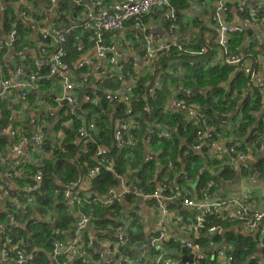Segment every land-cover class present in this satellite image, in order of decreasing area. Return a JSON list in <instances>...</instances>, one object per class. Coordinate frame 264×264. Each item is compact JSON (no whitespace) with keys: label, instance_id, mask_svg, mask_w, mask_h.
<instances>
[{"label":"trees","instance_id":"1","mask_svg":"<svg viewBox=\"0 0 264 264\" xmlns=\"http://www.w3.org/2000/svg\"><path fill=\"white\" fill-rule=\"evenodd\" d=\"M111 1L103 0L108 4ZM20 2L21 0H0V7L1 5L4 6V10H0V40L12 28L16 29L17 41L10 51L14 54L23 53L25 48L33 46L31 38H40L32 24L41 22L46 16L44 10L50 7V0H27L30 4L29 8L23 9L21 7L15 14V5ZM186 3L188 5V0H174L171 4L175 9L180 10L186 7ZM79 10L78 6L72 4L71 0H59L53 23L56 29L70 28L71 30L67 36L66 44L70 59L68 66L72 74L76 76V82L82 84V89L79 91L81 95L85 84L95 83V81L86 76V73L90 72L89 66L77 69L75 64L81 54L75 51L74 46L84 42L89 47L90 42L93 41L92 34L82 30L79 25L80 21L73 22L77 20ZM22 12L31 16L32 22L24 21ZM164 16H166L164 10L152 11L143 18V23H148L151 17L158 19L162 31L165 30L162 33L164 39L172 41L173 34L168 33V24ZM72 17H75V20H72ZM238 17L242 22L243 17ZM192 27H194L196 36L192 35L191 44H186L185 40H177L184 42L187 46H184L182 50L171 48L167 52L160 53L150 65L136 62L144 54V47L140 33L132 30L127 33L126 39L127 41L133 40V44L130 46L136 52H129L117 64L113 63L108 66L115 68L113 71L122 67L127 79L129 78L128 74L132 78L131 112L140 110L146 97H151L153 91L157 97L155 103L157 112L154 113L157 124L176 127L177 133L187 139L188 146H182L175 135L171 139L152 140L145 144L144 139L148 133H146V124L142 123L141 128L133 135L135 144L118 149L114 146L111 137L113 116L124 115L128 106L106 101L102 102L100 108H96L92 103L84 105V109L87 111V121L95 123L96 126L92 132L94 143L76 142L73 130L65 131V140L60 149L55 150V145L50 140H46L48 157L43 159L42 182L33 192L26 195L32 198L31 203L23 211L0 210V225L10 226L9 235L14 242H22V248L31 255L29 264H55L52 259V243L54 241L67 242V235L68 233L72 234V225L77 220L78 212L91 216L90 226L97 237L95 240L111 242L109 240L113 236L114 246L115 233L118 227L125 230L127 237L126 242L114 247L117 250L114 256L107 255L103 262L102 259H98L99 255L94 253L96 248H88L89 237L93 234H89L90 231H87L81 236V241L84 243L83 250L77 249L69 264H84L82 259L86 255H91V261H99L100 264H131L139 254L144 257V262L141 264H152V260H155L159 255H162L163 260L170 264H178L183 256L193 254L185 247V244L191 241L195 243L198 249L203 250L195 251L197 254L202 253L203 255V259L195 262V264H226L227 257L232 259L229 264H264V246H262L264 234L260 229L247 232L238 219L220 214L218 216H205L203 228L194 230L196 225L194 219L197 213L193 209L184 207L183 199L188 198L197 203L213 202L214 194L219 190L220 184L237 177V168L233 167L228 157L223 158L225 155L217 158L208 155L206 151H193L194 127L186 122L185 115L181 111L166 112L163 108L169 99L179 100L185 96L184 93L186 92L192 94L191 103L199 107L207 122L206 125H200L204 129L211 126L215 131L214 133L225 140V148L234 146L236 153L230 155V159L235 160L240 154L244 158L248 154H252L254 158L256 156L253 167L259 174V178L263 179L264 153L259 152V148L264 146V65H262L264 64V47L262 46L263 49L259 53L254 51V55L259 54L262 58L261 65L250 63L248 66L246 65L245 70H237L234 65L217 63L220 58L217 44L210 47L208 57L198 60L185 59L186 48L190 47L197 50L201 47L200 38L206 30V28H202V23L197 20L192 24ZM245 40V32L232 38L229 42V54L240 55L244 53L246 51ZM26 59L30 60L27 56ZM203 61L207 63L205 66L201 65ZM133 67L138 68L137 73L132 71ZM179 67L183 71L181 77L167 73V70L174 69L175 71ZM150 68L154 71L153 76L146 74ZM253 68L260 69L262 77L255 85H250L248 88ZM48 82L49 79L44 82L46 87L52 84ZM157 82L158 87H154ZM96 86L97 91H100L101 89H113L116 84L107 80L102 84L96 82ZM179 88H181L180 92L175 94ZM100 95L99 93L96 94V96ZM37 96L38 94H31L26 101L32 104ZM1 114L0 125L3 127L9 121L10 115L7 110L2 111ZM239 115L241 118L237 119ZM146 121H151V118L147 117ZM175 122L177 123L175 124ZM13 126H16L15 123ZM184 130L187 133H183ZM6 144L7 138L0 137L1 152L5 150ZM99 147L107 148L108 154L117 158L114 172L102 170L94 179L90 180L88 189H84L83 192L80 191L82 200L79 203L68 204L64 190L70 182L84 176L87 170L94 166L95 151ZM188 147L190 148L189 154L184 156V150ZM51 151L53 152L50 153ZM148 153H153L154 159L152 161L147 160ZM170 161L175 168L174 172L167 173V164ZM243 164L247 165L245 159ZM247 167L240 169L246 175H250L251 167ZM24 171L28 172L29 176L26 179L19 177L15 184L19 187L33 186L36 167L26 165ZM181 173L188 177L187 181L181 179L179 176ZM117 176L123 178L127 185L134 184L137 189L144 192H151L156 189L157 185L165 182L169 189L178 190L180 193V199H172L171 197L169 201L172 219L165 228L167 236L157 250L146 252L148 239L151 242L155 236V231L150 233L148 238L145 237L139 214L134 212L136 219L128 220L130 215L127 212V207L136 204L137 208L141 206V201L134 194L127 195L123 203H113L110 208L93 201V199H101L107 195L109 189L118 184ZM167 195L171 196L172 194L168 191ZM221 200L222 198L214 202ZM146 205L149 209L150 218L156 222L159 229H162L159 203L152 200ZM12 214L16 216V224L13 226L5 225L8 222V216ZM47 215H51L55 221L45 220ZM35 220L36 223H34ZM210 227H215L218 231L209 233L207 229ZM234 227L238 228L239 233L232 230ZM56 229L62 231L58 236L55 233ZM170 229H178L179 232L177 231L175 235H169ZM215 247H221L224 250L223 259H216ZM120 255L125 260L117 263V257ZM61 262H63L62 259ZM182 264H189V262Z\"/></svg>","mask_w":264,"mask_h":264},{"label":"built area","instance_id":"2","mask_svg":"<svg viewBox=\"0 0 264 264\" xmlns=\"http://www.w3.org/2000/svg\"><path fill=\"white\" fill-rule=\"evenodd\" d=\"M84 0H71L72 4L78 6L79 14L77 20L83 31H89L93 36V41L87 47L86 43L81 42L74 46L76 52L80 53V57L76 60V68L83 69L89 66L90 72L86 73L87 77L92 78L95 83H86L84 91L80 95L82 84L76 82V76L72 74L69 69L68 61L70 60L69 52L66 49L67 36L70 34V28L59 30L55 28L53 17L56 12L55 9L59 0H50V7L45 9V18L34 26V30L39 39L31 38L33 46L25 48L23 53L16 54L17 58L11 62L10 71L4 70L0 62V101H3L12 95L16 94L19 99L26 101L31 94L46 93L51 95L52 100L40 98L36 100L34 105L38 108L46 107L50 102V107L42 112L46 114V118H40L34 130L28 129V121L24 116L19 115L3 126L0 130V137L7 138V144L4 151H0V210H24L28 204L31 203L32 198L26 196L33 192L38 184L43 179L44 164L42 157L46 154V140L56 142L55 150L60 149L65 140V131L70 129L75 133V138L78 142L87 141L93 144L94 139L92 132L96 126L93 122H88L86 119V110L84 105L92 103L96 108L103 101L109 103H122L128 106L127 112L124 115L113 116V131L111 137L113 144L116 148L122 149L127 146L135 144L134 133L140 128L142 123L146 124V133L144 143H149L152 140L171 139L178 137L182 146H188L186 138L178 134L176 127H167L165 125H158L154 113L157 112L156 101L157 97L151 92V97H146L145 103L140 107V110L131 112V92L133 80L128 74L123 72V68L108 67L110 64H117L120 59L125 58L129 52H136L130 45L132 41H127L125 31L128 26L130 32L135 30L140 33L141 42L144 47V54L136 61L138 64L150 65L156 57L162 53L167 52L171 48L178 50L184 49L186 44L190 42H180L177 40L167 41L164 36L158 32L157 29L151 28L147 23H143V18L149 15L152 11L164 10L166 23L168 24V33L173 34L175 29L178 28L179 11L172 6L174 0H124L117 4H112L110 7L101 6L97 0H86L91 7L84 6ZM193 4L206 9L212 6L211 9V22L215 32L213 41H207V44L201 42V47L197 50L193 48H186L184 56L185 59H199L208 57L210 54V47L217 44L219 48L220 58L217 63H225L234 65L237 70H245L247 66L252 63L257 65L262 63V58L259 54L254 55V51L259 53L264 47V3H256L254 0H188ZM30 4L26 1L20 3L19 9L29 8ZM0 10H4L1 5ZM232 13L241 21L238 16H242L243 20L240 23H232ZM238 15V16H237ZM22 18L26 22H32V17L22 12ZM75 20V17H72ZM74 25V24H73ZM160 25V24H159ZM251 29V33L245 32V27ZM159 28V27H158ZM246 34V51L242 54H229V42L237 35ZM128 33V32H127ZM17 31L12 28L7 35L0 40V58L7 52H10L17 41ZM129 42V44H127ZM26 56L30 60L26 59ZM175 62V61H174ZM207 63L203 61L202 66ZM247 65V66H246ZM264 65V64H262ZM132 71L137 73L138 68L133 67ZM167 73L174 76L181 77L183 71L181 67L167 70ZM146 74L154 75L152 68L146 71ZM262 77L260 69H252L249 86L255 85ZM85 78V77H82ZM49 79L48 83H52L46 87L45 81ZM111 81L116 84L113 89H101L97 91L96 82L102 84L104 81ZM158 81V80H155ZM158 87V82L154 84ZM181 88L175 91V94L180 92ZM174 92V91H173ZM101 94L96 96V94ZM185 96L179 100L169 99L165 108L166 112L181 111L185 115V120L195 129L192 150L195 152L206 151L210 156L217 158L223 155L235 154L234 146L225 148L220 145L219 136L214 133V129L209 126L204 129L200 124H207L203 112L195 104H192L190 99L192 94L186 92ZM0 109V117L2 116ZM57 126L54 132H63L60 138H53L43 132L45 129L46 119L55 118ZM150 117L151 121L147 122L146 118ZM240 115L237 119H240ZM20 122L21 125L15 128L14 123ZM76 123V124H75ZM177 122H175L176 124ZM187 133V131H183ZM127 136V137H126ZM191 147V144H190ZM190 148L184 150L183 155L188 156ZM54 151V150H53ZM51 151L50 153H52ZM259 152L264 153V146L259 148ZM107 148L99 147L95 151V164L89 168L84 176H80L75 181L70 182L64 190L68 204L79 203L82 200L80 194L81 181L94 179L102 170L114 172V165L117 158L108 154ZM154 159L153 153H148L147 160ZM244 156L238 155L236 160L244 162ZM26 165H33L36 167L33 180L35 184L31 187L17 186L15 184L17 179H26L29 176L28 172L24 171ZM245 167V165H243ZM175 166L172 162L167 164V173L174 172ZM183 181H187L188 177L181 173L179 175ZM118 184L110 188L107 195L101 199H93L95 203H99L106 208H110L113 203H123L125 197L129 194H134L140 201L148 204L149 201L155 200L159 203V217L163 225L162 229H156L155 236L146 246V252L157 250L158 246L167 236L165 228L171 222L172 214L169 209V201L174 198L180 199L178 190L169 189L167 183L157 185L156 189L151 192H144L136 188L134 184L127 185L126 181L117 176ZM172 195L168 196L167 192ZM184 207L193 209L197 213L194 219L196 223L194 230L203 228V218L205 216H218L220 214L226 217H233L239 220L247 232L260 229L264 234V206L259 210H252L247 205L246 197L234 198L230 201L209 202L204 201L201 203L193 202L188 198L183 199ZM148 207V206H147ZM149 210V209H148ZM16 216L14 214L8 216V222L5 225H15ZM135 218L130 219L135 220ZM45 220L55 221L51 215H47ZM37 221L35 220L34 223ZM91 216L83 213H77V220L74 222L72 234L68 233L67 242L54 241L52 243L53 252L52 259L55 264H69L75 256L77 249L83 250L84 243L81 241V236L85 232H91ZM90 228V230H87ZM217 228L210 227L207 229L209 233H214ZM11 231L10 226L0 225V264H29V255L26 249L21 246L22 242H14L13 238L9 235ZM56 235L62 233L60 229H56ZM125 230L118 227L115 233V240L113 246L112 239L107 241L95 240L97 238L94 234L89 237L87 246L88 248H96L103 254L113 256L117 250L114 248L121 243L126 242ZM97 241V243H95ZM264 246V241L262 242ZM185 247L193 252L195 262L203 259L202 253H196L198 247L193 241L185 244ZM223 249L217 248L216 259H223ZM61 259L63 262H61ZM123 256L117 257V263H121ZM231 257H227L226 264L231 262ZM82 262L84 264H97L91 262V255H86ZM136 264H141L140 260ZM152 264H170L168 261L163 260L162 255H159ZM213 264V263H212Z\"/></svg>","mask_w":264,"mask_h":264},{"label":"crops","instance_id":"3","mask_svg":"<svg viewBox=\"0 0 264 264\" xmlns=\"http://www.w3.org/2000/svg\"><path fill=\"white\" fill-rule=\"evenodd\" d=\"M22 1H26L27 0H21ZM30 1V0H28ZM124 0H116V1H111L109 4L106 2H103V0H97V2L100 3L101 6H107L110 7L112 4H117L120 3ZM256 3H264V0H254ZM20 2V3H21ZM20 3L15 5V14L18 13V11L16 12V6L20 7ZM87 6V7H91L92 5L90 4V6L88 5V2H85V0L83 1V7ZM211 9L212 6H208V8L204 9L200 6H198V4H193L191 2H188V5L186 3V7L182 8V9H178L179 11V23H178V30L175 31L172 35V39L175 40H185L186 42H190L192 35L196 36V32L194 30V27H192V24L195 23V20H197L198 22L202 23V28H206L205 32L203 33V35L201 36L200 40L204 43L207 44V41H213L215 38V32H214V28H213V23L211 22ZM160 22V21H159ZM241 21L236 17V15L234 13H232V23H240ZM148 26L151 28H155L158 30V32L160 34L163 33V31L165 32V30L162 31L160 25L158 24V19H155L153 17H151L148 20ZM159 27V28H158ZM185 29V31H183V29ZM127 32H130V28H126L125 31V36H127ZM5 37V36H4ZM127 44H129V42H127ZM132 44H133V40H132ZM17 58V55L14 54L13 52H7L5 53L1 58H0V62L1 65L3 66L4 70L7 72L10 71V66H11V62L14 61ZM47 96V97H46ZM49 99V101L52 100L51 95H47L46 93H39L36 100L40 99V98H45ZM36 100L31 104L30 102H24L23 100L19 99L18 96L16 94L12 95L11 97L0 101V109L1 111H8L9 115H10V119L9 121H7L6 125L7 127H9V122L11 120H14V118L16 116L22 115L24 116V118H26V120L28 121V129L29 130H34L35 126L37 124V122L39 121L40 118H46V114L42 111H44L46 109V107H50V102L48 104H46L45 106H42L41 108H38L34 105V103L36 102ZM57 119L55 118H47L46 119V124H45V129L43 130V132L48 136V132L51 129V133H49V136L55 138H60L63 136V132L59 131L57 133L54 132V128L57 126ZM1 123V122H0ZM15 128H17L18 126L21 125L20 122H16L15 123ZM2 129L1 125H0V130ZM56 131L58 130V128H55ZM70 130V129H68ZM48 136V138H49ZM66 136V134H65ZM50 139V138H49ZM76 142H78V140H76ZM52 144H55L56 142H52ZM80 143H84L86 144L87 141L84 142H80ZM90 144V143H88ZM220 145L224 147L225 145V140L220 138ZM82 150V148H81ZM48 157L47 154H44V156L42 157V161L44 158ZM228 157V160L232 163L233 167L237 168L236 171V175L237 177L234 178V180L231 181H223V183L220 184V188L219 190L214 194L215 198L213 200V202L215 200L221 199V201H230L234 198H242V197H246L247 200V205L248 207H250L253 210H259L264 206V178L260 179L259 178V174L256 173V171L254 170L253 164L255 162L256 156L255 158L252 156V154H248L245 157V161L247 163L243 164L242 161L239 160H232L230 159L227 154L223 157L226 158ZM243 165H245V167L249 168L251 167V174L250 175H246L243 171H241L240 168H245ZM81 181L83 183H81L80 186V190L83 192L84 189H88L90 187V180H84L83 178H80ZM137 206L136 205H131L129 207H127V212L130 215L129 219H133L135 218L134 216V207ZM139 214L140 217V223L143 226V231L145 233V237L148 238L149 234L156 231V229H158L157 224L154 220H152L150 218V214H149V210L147 205L143 204V201H141V206L139 208V211H136ZM91 228V227H90ZM232 230H234L236 233H239L238 228L234 227ZM179 232L178 229L174 230V229H170L169 231V235H175L176 232ZM91 232H92V228H91ZM93 233V232H92ZM94 234V233H93ZM224 246L226 247L225 243ZM217 247H215L214 249H216ZM220 249H222L221 247H219ZM199 251H203L202 249H198ZM94 253L96 255H99L98 259H102L103 262L106 260L107 255L106 253L103 255V253L100 250H94ZM191 254L187 255V256H183L184 257H188ZM101 256V257H100ZM113 256H114V251H113ZM179 261V263L182 262V259ZM140 260L141 263L144 262V257H142V254H139L135 260L131 263V264H136L138 261ZM91 262H96L97 264H100L99 261H91ZM186 262V261H184ZM178 263V264H179ZM190 264V263H189Z\"/></svg>","mask_w":264,"mask_h":264},{"label":"water","instance_id":"4","mask_svg":"<svg viewBox=\"0 0 264 264\" xmlns=\"http://www.w3.org/2000/svg\"><path fill=\"white\" fill-rule=\"evenodd\" d=\"M85 2H86V0H85ZM18 6H16V12L18 11ZM245 32L247 33V34H250L251 33V29L248 27V26H246L245 27ZM194 252H195V250H193ZM198 251V250H197ZM193 260H194V258H193V254H191L190 256H188V257H184L183 259H182V262L180 263V264H182V263H186V262H189L190 264H193ZM184 261H186V262H184Z\"/></svg>","mask_w":264,"mask_h":264},{"label":"rangeland","instance_id":"5","mask_svg":"<svg viewBox=\"0 0 264 264\" xmlns=\"http://www.w3.org/2000/svg\"><path fill=\"white\" fill-rule=\"evenodd\" d=\"M140 207L137 208V206L134 207V211L133 212H136L139 210ZM87 230H90V228H87Z\"/></svg>","mask_w":264,"mask_h":264}]
</instances>
